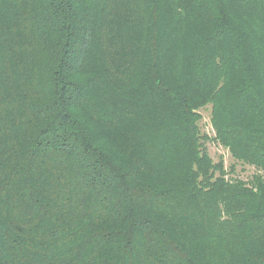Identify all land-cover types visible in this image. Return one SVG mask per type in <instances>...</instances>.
<instances>
[{
    "label": "trees",
    "instance_id": "1",
    "mask_svg": "<svg viewBox=\"0 0 264 264\" xmlns=\"http://www.w3.org/2000/svg\"><path fill=\"white\" fill-rule=\"evenodd\" d=\"M0 264H264V0H0Z\"/></svg>",
    "mask_w": 264,
    "mask_h": 264
},
{
    "label": "rangeland",
    "instance_id": "2",
    "mask_svg": "<svg viewBox=\"0 0 264 264\" xmlns=\"http://www.w3.org/2000/svg\"><path fill=\"white\" fill-rule=\"evenodd\" d=\"M202 116H203L202 121L200 123L202 124L203 131L208 132L210 135H213V130L210 124V112L207 110H203ZM209 153L215 161H218L221 157H223L226 167H228L232 163V159L229 151L217 143L210 142ZM242 166L243 165L240 164L238 165L237 174L243 178L249 177V175H251L254 169L253 168L244 169Z\"/></svg>",
    "mask_w": 264,
    "mask_h": 264
}]
</instances>
